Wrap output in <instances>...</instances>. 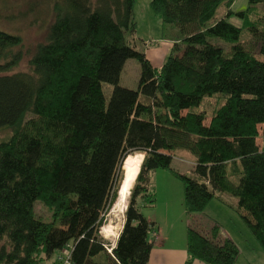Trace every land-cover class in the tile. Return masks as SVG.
Returning <instances> with one entry per match:
<instances>
[{"label":"trees","instance_id":"obj_1","mask_svg":"<svg viewBox=\"0 0 264 264\" xmlns=\"http://www.w3.org/2000/svg\"><path fill=\"white\" fill-rule=\"evenodd\" d=\"M134 2L47 0V34L26 72H9L23 56L22 39L0 29V58L8 57L0 66V131L7 133L0 138V264H38L65 248L70 264H148L154 227L141 207H155L150 175L164 168L183 183L188 217L218 192L234 196L264 251V0L235 13V0H150L184 41L159 68L130 42ZM243 29L250 36L240 42ZM128 58L139 62L136 89L119 84ZM105 82L113 85L108 100ZM217 92L212 114L193 110ZM177 149L192 154L190 172L172 169ZM136 152L144 156L111 246L100 228L117 198L122 161ZM36 201L51 210L50 221L36 214ZM186 237L183 264L238 259L239 247L217 223L207 232L189 224Z\"/></svg>","mask_w":264,"mask_h":264},{"label":"rangeland","instance_id":"obj_2","mask_svg":"<svg viewBox=\"0 0 264 264\" xmlns=\"http://www.w3.org/2000/svg\"><path fill=\"white\" fill-rule=\"evenodd\" d=\"M150 0H135L133 16L134 21L136 22V37L131 39L129 37L132 45H136V49L143 47L145 41L150 40H161L156 42H151L154 45L163 42L164 39H169V35H171L172 28H176V26L172 24H164L160 18V16L154 15L151 5H149ZM217 17H222L224 15V8L220 6L215 12ZM156 17V19H154ZM50 9L48 7L47 0H0V29L17 33L21 36L22 39V57L18 63H16L9 72L15 71H28L30 69L29 59L33 55L36 50L37 45L40 42H43L46 34H47V25L50 21ZM232 23L241 25V21L238 18H234L233 16L229 18ZM162 25V26H161ZM250 34L248 29H243L241 35L238 39L240 42L248 41ZM178 41L175 43L179 44V48L184 46L183 37L180 35L179 30L177 32ZM156 39V40H155ZM211 41L217 42L220 45L228 47L230 44L224 43L222 40L218 38L211 39ZM172 53H176L172 51ZM8 59L0 58V66L4 64ZM135 64H139L134 58H128ZM3 68L0 67V75ZM121 81L123 84H128L132 86V89H136L138 84L135 83L134 72L129 64L126 65L125 70L122 72ZM139 77V75H138ZM120 84V83H119ZM104 96H106V100L109 99L110 92L113 88V85L110 83H102ZM222 98L220 97V93L207 95L199 106H195L193 110L195 111H205L207 114H212L211 112L217 106V104L221 103ZM7 133L4 131H0V138L6 136ZM262 142V138H258V143ZM137 153V152H136ZM134 154V153H133ZM141 154V153H140ZM142 153V157H143ZM192 158V154L186 149H177L175 150V155L172 157L171 167L173 170L179 171L181 173L190 172L191 164L190 160ZM142 163V160H141ZM141 165V164H140ZM140 167V166H139ZM139 170V169H138ZM137 170V171H138ZM136 171V172H137ZM150 181L152 183L153 191L157 194L156 197L159 200L158 212L162 209L163 205L160 202L165 199L168 195L167 189L172 198V203L176 208H179L180 211L185 210L183 204V183L181 180L170 170L164 169H156L153 171V174L150 175ZM156 199V200H157ZM236 198L234 196L229 195L226 192L217 193V196L210 200L209 204L206 206L203 212L199 214L188 217L187 216V224L195 226L197 229H201L203 232H207L211 229L213 223H217L222 229L232 232L240 241V244L244 242L246 245L249 244V237L253 238L256 242L255 245L258 247L257 250L262 256L264 262V251L259 242L253 237V234L249 231L246 223H244L239 216V213L236 212L235 202ZM34 210L36 214L42 218V220L50 221L51 220V210H48L47 207L42 204L40 201H36L34 203ZM141 211L145 215H149L152 213V208L142 206ZM156 211V210H155ZM123 215L119 214L118 216H114V212H110L107 214V222L104 224H109L114 231H117L116 237L120 231L121 223L123 220ZM150 216V215H149ZM229 229V230H228ZM103 237L109 244L112 246L115 238L113 235L106 236L103 234ZM246 241V242H245ZM256 250V251H257ZM64 252H60L56 250L52 253L50 257H45L38 264H69L66 261L68 256V248L63 250ZM246 253V251H245Z\"/></svg>","mask_w":264,"mask_h":264},{"label":"crops","instance_id":"obj_3","mask_svg":"<svg viewBox=\"0 0 264 264\" xmlns=\"http://www.w3.org/2000/svg\"><path fill=\"white\" fill-rule=\"evenodd\" d=\"M248 0H235L231 5L230 10L235 13V11H243L246 9ZM158 16V15H157ZM156 19V17H154ZM162 26V25H161ZM136 28V27H135ZM137 29V28H136ZM178 28H172L171 35H169L170 40L163 38V42H160L157 45H154L151 42H157L161 40H150L145 41L143 47L137 48L138 50L144 52L147 60H150L152 65L156 68H159L160 65L165 61L166 57L170 55L173 51V46L175 42L179 39L177 36ZM136 37V32L133 39ZM136 49V45H134ZM136 49V50H137ZM129 64L134 72L135 83L138 81L139 75V64H135L129 59H126V62L123 66L122 71L120 72L119 83L125 87H131L128 84H123L121 81L122 72L125 70L126 65ZM138 84V83H137ZM191 167L194 165V162L190 160ZM168 195L163 199L160 204L163 205L162 209L158 212L159 200H156L155 207L152 208V213L149 215L143 214L150 222H153V230L149 235V239L152 241V248L150 249V255L148 259V264H183L187 256L186 250V231H187V215L185 210L180 211L179 208H176L172 203V198L167 189ZM156 210V211H155ZM229 230V229H228ZM220 234L229 236L239 247L240 253L235 264H263L262 256H260L255 241L251 236L249 237V244L244 242L240 244L238 236L225 230L220 227ZM246 242V241H245ZM257 250V251H256ZM246 251V253H245ZM60 252H64L63 250ZM69 254V253H68ZM69 263V262H68ZM70 264V263H69ZM191 264H206L199 260H194Z\"/></svg>","mask_w":264,"mask_h":264},{"label":"water","instance_id":"obj_4","mask_svg":"<svg viewBox=\"0 0 264 264\" xmlns=\"http://www.w3.org/2000/svg\"><path fill=\"white\" fill-rule=\"evenodd\" d=\"M125 159L122 161L123 162L122 163L123 177L120 181V186H119V189H118V192L116 195L117 198L113 202L111 209H110V212H114V216H118L119 214L124 215V212L126 211V209L128 207L127 204H128L129 198L131 196L130 192L134 186L135 179L139 173L138 172L139 170L137 171V173L133 172V169H132L133 164H131L130 166L126 165ZM123 220H124V218H123ZM123 220H122V223H123ZM122 223H121V226H122ZM115 241H114V243H115ZM114 243H113V245H114Z\"/></svg>","mask_w":264,"mask_h":264},{"label":"bare ground","instance_id":"obj_5","mask_svg":"<svg viewBox=\"0 0 264 264\" xmlns=\"http://www.w3.org/2000/svg\"><path fill=\"white\" fill-rule=\"evenodd\" d=\"M141 160H142V153H134V154H130L128 157H126L125 162L126 165L130 166L132 165V169L133 172L137 173L136 171L139 169V166L141 164ZM101 232L103 234H105L106 236H110L113 235L114 237H116L117 231H114V229H112V227L109 224L103 225L100 228Z\"/></svg>","mask_w":264,"mask_h":264}]
</instances>
